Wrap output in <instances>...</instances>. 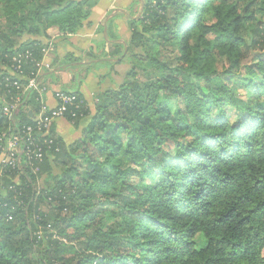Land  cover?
Returning <instances> with one entry per match:
<instances>
[{"label": "trees", "instance_id": "obj_1", "mask_svg": "<svg viewBox=\"0 0 264 264\" xmlns=\"http://www.w3.org/2000/svg\"><path fill=\"white\" fill-rule=\"evenodd\" d=\"M95 5L0 0V153L29 126L42 152L0 164V264H264V0H144L96 58H129L125 80L91 106L60 90L78 135L41 136L46 46L24 37L74 35Z\"/></svg>", "mask_w": 264, "mask_h": 264}, {"label": "crops", "instance_id": "obj_2", "mask_svg": "<svg viewBox=\"0 0 264 264\" xmlns=\"http://www.w3.org/2000/svg\"><path fill=\"white\" fill-rule=\"evenodd\" d=\"M50 38L54 39L55 49L50 57V62L47 63L45 59L48 67L40 72L47 88L44 95L45 106L48 104L55 108L57 106L56 91L72 90L77 85L80 93L91 106L86 95L95 96L97 94L98 90H91V86L100 85L105 77V74L100 75L97 71L101 72L108 67L106 62L98 61L96 58H100L102 53L108 52L109 45L123 44V0H96V5L92 8L87 24L74 35L62 38L52 28L47 31L46 38L28 37L26 39L43 42V39ZM99 52L100 54L97 55ZM66 54L77 58L78 61L64 65L61 59ZM92 56L95 59L90 60ZM97 63H102L103 66L97 69ZM55 124L56 132L59 135L61 134L58 131L62 126L71 128L62 118L55 120ZM68 135L70 136V133Z\"/></svg>", "mask_w": 264, "mask_h": 264}, {"label": "built area", "instance_id": "obj_3", "mask_svg": "<svg viewBox=\"0 0 264 264\" xmlns=\"http://www.w3.org/2000/svg\"><path fill=\"white\" fill-rule=\"evenodd\" d=\"M46 48L43 50L44 53V58L41 62L37 64V67L39 68V72L43 70V68H47V64L45 62V56L49 52V50H53V44L50 42L45 45ZM16 85V83H14ZM27 88H32V89H37V83L34 80H31L28 83ZM55 99L57 102V106L52 109L47 111L49 114L48 117H44L45 113H41V115L36 119L35 125H36V130L40 132L41 130H48L50 124L54 122L55 120L61 118L63 114L66 111V106L68 104H72L74 101V98L72 96H69L65 93H62L60 91L55 93ZM13 110V107H6L4 109L5 114H10V112ZM34 128L32 127H26L24 130L21 131L20 134L12 136L8 141H7V147L4 149L1 153L0 156H3V160L0 164H7L10 166H15V164L18 162V157L22 153H26V156L29 159H36V160H41L42 158V152L41 148L37 146V144L34 143V141H31V135L32 131ZM41 133V132H40ZM47 134V132L41 133V136H44ZM23 140L27 141L29 143L28 146L23 145ZM37 169H35L36 171Z\"/></svg>", "mask_w": 264, "mask_h": 264}, {"label": "rangeland", "instance_id": "obj_4", "mask_svg": "<svg viewBox=\"0 0 264 264\" xmlns=\"http://www.w3.org/2000/svg\"><path fill=\"white\" fill-rule=\"evenodd\" d=\"M143 1L144 0H123V43L126 42L129 38V30L127 27L128 20H129V18H138V16L140 15V10H141ZM87 21L85 22L84 25L87 24ZM26 38H28V37H24V39H26ZM37 38H41V37H37ZM49 40L54 41L53 38H50L48 40L43 39L42 44L45 46L46 44H48ZM53 51L54 50H51V51L49 50V52L46 54L45 59L47 60V63L50 62V57H51ZM99 54H100V52L97 55H99ZM103 54L104 53H102L100 57H102ZM130 68H132V65L130 64L129 58H127L123 61L122 64L115 65L110 69L107 68L106 70H102L101 72L97 71V73L100 75L105 74L104 75L105 77L102 80V83L100 85H94L93 87L91 86V90H93V91L98 90L99 91L101 89L104 90L106 88H116L125 80L126 74ZM218 68L219 69L221 68L220 62H218ZM94 87L95 88L97 87V88L95 89ZM98 91H97V93H98ZM237 94H238V97H240L245 102L249 101L251 103H255V102H257V99H258V98H254V99L250 98L248 90L244 91V90L240 89L237 91ZM86 96H87L89 102H91L90 104L92 105V103L94 102V96L93 95H91V96L86 95ZM46 105H47L46 107L49 110L54 109V108L50 107L48 104H46ZM58 132H60V134L66 138L67 142L72 141L73 140L72 138H74L78 135L75 131L72 130V128H69L68 126H65V128L62 126ZM69 133H70V136L68 137L67 135ZM2 160H3V156L1 155L0 156V163L2 162Z\"/></svg>", "mask_w": 264, "mask_h": 264}]
</instances>
